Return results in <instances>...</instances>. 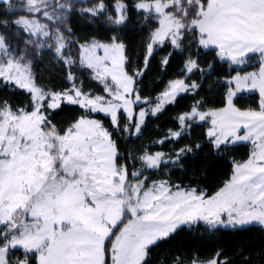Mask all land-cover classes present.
Segmentation results:
<instances>
[{"label": "snow or ice", "instance_id": "6c2138e0", "mask_svg": "<svg viewBox=\"0 0 264 264\" xmlns=\"http://www.w3.org/2000/svg\"><path fill=\"white\" fill-rule=\"evenodd\" d=\"M0 90V264H264V0H0Z\"/></svg>", "mask_w": 264, "mask_h": 264}, {"label": "trees", "instance_id": "16d2710c", "mask_svg": "<svg viewBox=\"0 0 264 264\" xmlns=\"http://www.w3.org/2000/svg\"><path fill=\"white\" fill-rule=\"evenodd\" d=\"M81 31H88L87 26H82ZM2 94H4V91L0 90V95ZM248 99H251V97H249ZM176 110L177 109H173L169 114H173ZM141 142L142 141H136V144L138 145ZM129 146L131 147L132 145ZM249 148L250 145L248 144L240 145L235 152L236 158H243L245 153L249 151ZM213 165V171L217 172L220 175H222L223 172L229 169L230 167L229 162L226 160L213 161ZM177 175H180V173H177ZM173 179H175V177H173ZM260 237L261 234L258 230L240 236H233L230 233H224L218 235V237L216 238H206L205 240L199 243L192 244V247L198 249L201 255H207L213 250V248H226L231 251L233 249H243L246 246V251L244 253L245 256H254L256 251L261 247V245H264V240H262ZM188 239L191 240V237H189ZM167 247L168 246H163L162 249L159 251H166Z\"/></svg>", "mask_w": 264, "mask_h": 264}]
</instances>
